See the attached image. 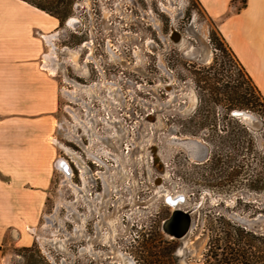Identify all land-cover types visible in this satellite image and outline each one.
Segmentation results:
<instances>
[{
	"label": "rangeland",
	"instance_id": "1",
	"mask_svg": "<svg viewBox=\"0 0 264 264\" xmlns=\"http://www.w3.org/2000/svg\"><path fill=\"white\" fill-rule=\"evenodd\" d=\"M27 1L61 17L52 39L58 91L60 87L71 88L72 82H96L102 90L110 80L109 90L125 98L128 203L123 201L122 192L116 193L120 198L116 206H97L96 213L73 201V195L59 183L62 177L55 169V157L53 182L31 231L33 242L28 247H7L6 264H124L126 259L139 264L142 253L136 241L148 236L173 246L175 264H203L208 216L214 218L220 213L238 223L233 214L255 215L249 216L236 198L249 199L251 205L257 201L254 193L245 194L238 187L226 190L211 185L207 166L195 165L186 147L176 140L189 136L178 133L182 124L191 129L195 120L211 110L220 127L233 91L249 92V85L239 84L238 65L219 36L215 21L196 0ZM70 17L77 19L72 27L66 26ZM64 47L77 55L69 58ZM62 103L60 96L59 106ZM232 110H244L258 121L262 114L257 106L245 109L234 104L229 115ZM61 113L59 108V117ZM177 193L184 196L177 206L189 212L192 225L184 237L172 239L161 224L165 228L171 216L164 197ZM68 201L84 214L83 227L77 220L83 218L69 216Z\"/></svg>",
	"mask_w": 264,
	"mask_h": 264
},
{
	"label": "crops",
	"instance_id": "2",
	"mask_svg": "<svg viewBox=\"0 0 264 264\" xmlns=\"http://www.w3.org/2000/svg\"><path fill=\"white\" fill-rule=\"evenodd\" d=\"M196 1L264 98V0ZM58 28L25 0H0V264L32 244L55 174L59 85L40 58L41 35Z\"/></svg>",
	"mask_w": 264,
	"mask_h": 264
},
{
	"label": "trees",
	"instance_id": "3",
	"mask_svg": "<svg viewBox=\"0 0 264 264\" xmlns=\"http://www.w3.org/2000/svg\"><path fill=\"white\" fill-rule=\"evenodd\" d=\"M29 3L56 17L61 25V17L55 12ZM223 43L238 65L239 84L249 85V92L233 91L234 95L225 106L220 127L214 110H211L200 120H195L191 129L182 124L178 133L199 138L205 145L206 160L194 164L207 166V181L211 185L225 187L226 190L238 187L245 194L254 193L257 196L256 204L251 205V201L242 196L237 197L236 202L246 207L249 216L264 215V98L232 51ZM211 100L214 101L212 97ZM234 104L245 109L257 106L262 111L258 126L253 128L239 117L229 115L228 110ZM202 126L206 127L205 131H202ZM206 231L208 241L203 264H264V234L254 233L220 213L214 218L208 216ZM136 246L144 254L138 257L139 264H175V258L171 256L173 246L162 239L141 237L136 241Z\"/></svg>",
	"mask_w": 264,
	"mask_h": 264
},
{
	"label": "built area",
	"instance_id": "4",
	"mask_svg": "<svg viewBox=\"0 0 264 264\" xmlns=\"http://www.w3.org/2000/svg\"><path fill=\"white\" fill-rule=\"evenodd\" d=\"M92 83L96 84L92 93L76 90L71 83L67 92L59 88L62 113L55 123L56 134L51 142L58 148L55 169L62 177L59 183L73 195V201L98 213L97 206L105 209L116 206L120 200L116 193L122 192L123 201L128 203V106L123 105L121 93L116 98L109 90L110 80L102 90H98L96 82L82 85ZM68 205L69 216L77 214L83 218L77 219L83 227L84 214L72 207L71 202Z\"/></svg>",
	"mask_w": 264,
	"mask_h": 264
},
{
	"label": "water",
	"instance_id": "5",
	"mask_svg": "<svg viewBox=\"0 0 264 264\" xmlns=\"http://www.w3.org/2000/svg\"><path fill=\"white\" fill-rule=\"evenodd\" d=\"M231 115L239 117L241 121L249 126H258V119L252 114L244 110H232ZM176 140L186 147L189 157L195 162H201L206 157V147L201 142L199 138L184 136L181 138H176ZM181 215L188 221V215L186 213H181ZM233 218L240 223L244 228L251 230L254 233L264 234V217L257 214L252 218H248L242 215L233 214ZM163 230L169 234V232L162 226ZM185 230V229H184ZM184 232V231H183ZM182 232V233H183ZM263 264V263H254Z\"/></svg>",
	"mask_w": 264,
	"mask_h": 264
},
{
	"label": "bare ground",
	"instance_id": "6",
	"mask_svg": "<svg viewBox=\"0 0 264 264\" xmlns=\"http://www.w3.org/2000/svg\"><path fill=\"white\" fill-rule=\"evenodd\" d=\"M76 22H77V19L75 17H70L67 20L66 26L72 27V26L75 25ZM54 33H49V34H43V35H41L44 38V40L47 43V45H48V50L45 51L41 55L42 56L41 57V68L43 70L47 71L48 73H51V74H54L55 73V69H56V65H57L56 54H55L56 52H55V49H54V44L52 43V39H53ZM66 52L68 53L69 58H74L77 55V52L76 51L70 50L68 48H66ZM73 84L76 87H78L79 90H82V91H84L86 93H92L94 91V88H95V84L94 83H92L88 87H84V88H82L83 86H81L77 82H74ZM83 89H85V90H83ZM62 90L65 91V92L68 91L66 88H62ZM116 98H119V97H116ZM123 100H125V98ZM74 190L76 191V193L78 192L77 191V188H75V187H74ZM82 193L84 194V192H82ZM170 219L174 220L175 222H174V225L167 222V226H168V229H169L167 231L171 235H173V237H176L177 238V237H179V236L182 235V232L187 227V221H186V219L179 212L173 213L170 216ZM124 264H133V261L131 259H126L125 262H124Z\"/></svg>",
	"mask_w": 264,
	"mask_h": 264
},
{
	"label": "flooded vegetation",
	"instance_id": "7",
	"mask_svg": "<svg viewBox=\"0 0 264 264\" xmlns=\"http://www.w3.org/2000/svg\"><path fill=\"white\" fill-rule=\"evenodd\" d=\"M63 50H65L66 51V47H64L63 48ZM72 84H73V82H72ZM80 84V83H79ZM81 86H83L82 88H84V87H88L89 85H82V84H80ZM83 90H85V89H83ZM53 140H54V138H52ZM187 156L189 157V154H188V152H187ZM206 158H207V153H206V157H205V159L204 160H206ZM189 159L193 162V163H200V162H195V161H193L190 157H189ZM204 160H202V161H204ZM201 161V162H202ZM76 192V191H75ZM83 194V193H82ZM183 200H184V196L182 195V194H180V193H177V194H174V195H166L165 197H164V203L167 205V206H170L171 207V215L173 214V213H175V212H179L180 214L181 213H186L187 215H188V221H187V227L185 228V230H184V232L182 233V235L181 236H179V237H171L170 235V237L172 238V239H181L182 237H184L188 232H189V230L191 229V225H192V218H191V216H190V214H189V212L188 211H186V210H183V209H181L180 207H178L177 206V204H179V203H181V202H183ZM58 207V206H57ZM115 207V206H114ZM174 207H177V208H175V209H173ZM51 217V218H50ZM52 217L53 216H49V218L50 219H52ZM167 218V217H166ZM165 218V219H166ZM164 219V220H165ZM164 222V221H163ZM167 222L168 223H171V224H173L174 225V220H172V219H170L169 218V220H167L166 222H165V228H166V230H169L168 229V226H167ZM163 224L164 223H162L161 224V228H162V226H163ZM162 230H163V228H162ZM164 231V230H163ZM165 232V231H164ZM166 233V232H165ZM167 234V233H166ZM168 235V234H167Z\"/></svg>",
	"mask_w": 264,
	"mask_h": 264
}]
</instances>
